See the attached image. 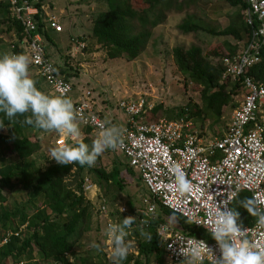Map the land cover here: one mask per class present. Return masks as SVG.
I'll use <instances>...</instances> for the list:
<instances>
[{
    "label": "trees",
    "instance_id": "obj_1",
    "mask_svg": "<svg viewBox=\"0 0 264 264\" xmlns=\"http://www.w3.org/2000/svg\"><path fill=\"white\" fill-rule=\"evenodd\" d=\"M226 1L231 6H240L243 11L246 9L244 0ZM104 2L106 9L96 15L92 21L91 36L97 45L106 50L110 60L138 59L144 54L151 40L152 30L165 22L166 13L172 9L178 13L183 11L181 4L176 6L173 4L175 0H104ZM5 5V15L9 23L6 33L14 34L17 38L14 54H26L25 46L23 45L24 48L21 46L25 41V34L21 26L10 16L6 2ZM40 5L38 4L37 7L39 8ZM36 20L38 31L42 34L45 43L48 40L45 25L37 18ZM178 30L183 34H189L196 32L197 26L187 17L178 26ZM210 34L232 37L236 41H243L246 46L251 39V28L244 21L238 28L231 27ZM236 53L237 48H231L227 44L215 47L210 54H204L196 46L189 49L175 47L172 50L175 67L196 87L201 106L188 104L186 108L180 109L178 114L167 116V119L170 121L184 119L192 123L212 120L216 123L224 118L227 108L235 110V106L231 104L237 96L242 95V87L240 82L230 86L231 80L223 78L225 73L223 60L236 56ZM58 71L61 75L65 73L62 68H58ZM247 75L255 81L264 83V48L261 52L260 64L250 69ZM39 80L42 82L40 78ZM162 113V107L152 108L146 113L148 114L146 122H158ZM24 119V116H17L10 121L0 113V120H3L4 124V127L0 128V206L7 202L4 190L12 193L21 189L22 192L28 193L35 189L36 198L33 200L35 207L30 214L26 213L25 206H21L20 209L15 208L13 212L6 209L4 214H1L0 225L4 234L0 236V243L9 234L11 236L8 237V242L0 247V264H24L25 261L35 260L36 264H60L65 256L73 253L81 235L89 230L92 205L85 199L82 191L84 178L95 173L102 182L108 184V188L120 193L130 184L125 174H129L131 169L127 166L128 170L124 172L114 165L112 170L106 173L101 168L104 153L91 167L80 166L78 163L59 165L54 161L40 168L32 159L41 150L40 140L35 135L24 137L22 132L30 130L40 133L43 130L25 124ZM2 129L7 133L2 134ZM82 134V139L69 141L68 144H76L80 141L91 144L96 138L89 128H86ZM96 166L98 167L94 168ZM74 187L76 190L73 189ZM245 198H250V195L242 192L230 205V208H235L240 213L237 223L242 228L254 225L257 219L238 205V202ZM127 216L129 215L120 214L119 221ZM167 219L175 221L179 228L176 226L174 228L189 236L209 243L216 242L205 231L194 227L158 204L155 215L145 225L149 237L140 235L139 226L142 223L140 219H137L136 224L131 227L133 234L139 240L138 252L135 256L129 254L123 264H149L152 257L157 263L163 264L165 253L157 229L161 224H168ZM24 225L28 232L27 237L22 238L19 229ZM34 253L36 258H33ZM64 264H84V262L74 260Z\"/></svg>",
    "mask_w": 264,
    "mask_h": 264
},
{
    "label": "built area",
    "instance_id": "obj_2",
    "mask_svg": "<svg viewBox=\"0 0 264 264\" xmlns=\"http://www.w3.org/2000/svg\"><path fill=\"white\" fill-rule=\"evenodd\" d=\"M4 1L10 16L25 34L26 54L32 59L31 66L36 75L49 87L53 96L66 95L71 99L73 87L48 56L42 34L38 31L37 5L49 0ZM244 2L245 23L251 28L250 42L238 56L223 60V78L230 79L233 84L240 82L244 96L238 108L232 112L223 137L204 140L201 132L192 131L191 122L184 119H160L155 123H147L145 115L148 110L142 100L123 101L119 104L127 120L123 125L126 134L122 146L116 151L125 158L130 169L139 172V178L149 193L148 198L142 199V214H129L125 208H122V212L121 208L118 210L120 214L136 216L141 222L148 223L160 204L167 211L211 235L214 213L220 204L224 205L222 210L229 209L242 192H247L264 209V83L247 75L250 69L261 62L264 48V0ZM45 22L49 30L62 32L55 16H48ZM71 43L77 50L85 48L84 43L78 39H72ZM92 95L90 91L85 92L73 106L77 121L98 135L101 126L106 123L94 110L95 100ZM69 141L75 140L58 132L55 146H63ZM175 165H179L192 182L191 193L181 195L174 189L170 169ZM94 189L89 178H85L84 193H91ZM99 210L102 215H108L104 206L99 207ZM242 229L247 230L246 238L250 243L264 248V228L255 222ZM157 235L167 260L172 264H182L185 259L183 253L186 254L194 244L203 246L202 242L215 256H219L216 242L209 243L189 236L169 224H161ZM8 237L3 239L0 247L8 242ZM203 250L205 264H212L211 254L206 248Z\"/></svg>",
    "mask_w": 264,
    "mask_h": 264
},
{
    "label": "rangeland",
    "instance_id": "obj_3",
    "mask_svg": "<svg viewBox=\"0 0 264 264\" xmlns=\"http://www.w3.org/2000/svg\"><path fill=\"white\" fill-rule=\"evenodd\" d=\"M55 2L65 8V16L70 18L72 25L68 22L61 23L63 33L51 34L52 41L60 46V50H65L68 47L69 36L77 37L85 45V48L79 50L74 59H70L73 63L72 68L75 69L72 70L73 75L71 76L73 78L69 80L73 87L71 97L80 96L86 90L90 91L93 94V99L97 100L99 105L108 112L105 123L120 126L125 124L127 116L119 108V104L123 101L138 102L142 100L148 111L152 108L162 107L161 119L164 120H168L167 116L169 115L178 114L179 110L186 108L188 104L201 106L196 87L190 83L187 77L182 76L177 71L172 57V50L175 47L189 49L196 45L204 53L210 54V51L215 47L209 42L200 43L192 35H185L178 30V26L188 15V11H184L185 7H183L182 0H175L173 4L175 6L181 4L183 11L178 13L172 9L166 13L169 14L167 32L163 34L162 42L159 44L156 35L155 40L149 41L143 56L135 61H128L126 58L108 59L106 50L97 45L95 39L91 36L93 19L106 9L104 0H55ZM5 6V1L0 0V55L14 54L16 44L12 36L14 34L6 33L9 23H7L5 15ZM70 44L75 47L73 43L70 42ZM63 57L67 58L65 55ZM80 64L84 68H80ZM29 74L42 92L52 95L47 86L40 82L31 65ZM241 93L243 95V91ZM242 95L233 100L231 105L235 106V109L242 102ZM233 110L227 108V112L220 122L214 123L212 120L191 122V130L201 132L204 140L223 137L227 132ZM147 115H145L146 120L148 119ZM77 123L80 132L83 133L86 128L78 121ZM1 133L6 134L7 131L2 129ZM31 135H35L41 144V150L32 157L36 165L41 168L47 165L48 162H54V160L48 159L50 149L56 147L55 142L58 138V132L45 130L40 133L30 130L22 132L24 137ZM93 135L97 137L96 134ZM125 161V158L116 150H108L103 154L101 168L108 173L114 165H117L121 171L125 172V170H128ZM125 176L129 179L130 184L120 193L113 188H108V184L102 182L95 173L85 177L89 178L95 187L93 192L84 193L82 185L84 197L92 205L89 230L81 235L73 253L65 256L64 261L60 264L72 262L73 260H83L84 264H113L112 242L106 236V226L119 221L120 214L118 210L120 208H125L131 214H142L144 211L142 199L149 196L147 189L139 179V172L136 169H131L129 174L126 173ZM73 189L76 190L75 187ZM4 194L7 197V202L0 206V217L1 214H4V210L8 209L13 212L15 208L20 209L21 206H25L26 213L30 214L34 211L35 189L30 190L28 193L22 192L21 189H17L12 193L4 190ZM102 206L106 208L107 216L100 213L99 207ZM167 221L172 227H178L175 221L170 219H167ZM27 232L28 229L25 225L19 229L22 238L27 237ZM3 234L4 231L0 225V236ZM127 239L132 244L129 254L137 255L139 240L133 234L132 228L128 230ZM93 244L96 247H93ZM163 256V264H172L165 255ZM24 264L36 263L25 261ZM149 264L159 263L152 257Z\"/></svg>",
    "mask_w": 264,
    "mask_h": 264
},
{
    "label": "clouds",
    "instance_id": "obj_4",
    "mask_svg": "<svg viewBox=\"0 0 264 264\" xmlns=\"http://www.w3.org/2000/svg\"><path fill=\"white\" fill-rule=\"evenodd\" d=\"M32 59L24 53L0 55V113L10 121L24 116V123L45 131H56L71 137H80L74 106L66 95H49L42 92L36 81L30 76ZM28 114V115H25ZM4 127L0 120V128ZM126 129L123 126L106 123L101 126L97 137L91 144L80 141L76 144H64L50 149L49 159L59 165L78 163L91 167L97 158L108 150H117L122 146ZM172 185L181 195L193 190L192 182L186 177L179 165L170 169ZM238 205L257 218V224L264 228V209L252 198H245ZM223 204L214 213L211 237L216 241L219 256L207 247L205 242L194 244L182 264H205L204 248L211 254L212 264H264V248L253 245L246 238V231L237 223L240 213L235 208L222 210ZM124 209H120V212ZM137 222L136 216L123 217L119 223L106 226V236L112 242L113 264H123L132 247L127 239L128 230ZM146 221L139 226L140 235L147 238ZM198 224V223H197ZM96 247L95 244L92 245Z\"/></svg>",
    "mask_w": 264,
    "mask_h": 264
},
{
    "label": "crops",
    "instance_id": "obj_5",
    "mask_svg": "<svg viewBox=\"0 0 264 264\" xmlns=\"http://www.w3.org/2000/svg\"><path fill=\"white\" fill-rule=\"evenodd\" d=\"M182 2L184 3L183 7H185L184 11H188L187 17L191 19L192 24L197 26L196 32H192L185 35H192L194 38L198 39L200 43L209 42L213 47L227 44L231 48H237L236 56H238L243 51V49L245 48L243 41L239 42L233 39L232 37H218L210 34L211 32H220L230 29L231 27L238 28L242 23H244L245 21L244 11L240 8V6L238 5L231 6L229 3H227L226 0H182ZM65 11H66L65 8L62 7L61 5H58L55 2V0H49L41 3L40 7L37 10L38 16H36V18L42 22L44 21L45 31L47 32L48 35V40L45 41L46 51L48 49L47 52L48 56L56 64L57 67H60L63 70H65L63 76L66 77L67 80L69 81L71 78H73V76H71L73 75L72 70H75L72 68L73 63L70 59H74L75 55L78 54L79 52V50H77L76 47L70 44V42L72 39H77V37L69 36L68 47L65 48V50H60V46L54 43V41H52L51 39V34L56 32L49 30L45 22L48 16H55L58 19L60 26L61 23L63 22H68V24L72 25L70 18L65 16ZM168 17L169 14L168 15L166 14L165 22L162 25H159L158 27L152 30V37L150 40L151 42L152 40H155L154 37H156V35L158 37L159 44L160 42H162L163 40L162 36L165 32H167L166 27H167ZM187 17H185L184 20ZM61 33H63V28ZM61 33H56V34H61ZM12 36L14 37V41L16 42L17 38L14 35ZM23 45L26 48L25 41L22 42L21 46ZM64 55L67 56V58H64L63 57ZM80 68H84V66L80 64ZM231 85L234 84L231 83ZM47 88L49 89L48 86ZM85 92H87V90ZM85 92L81 93L80 96H76L73 98L71 97L72 103L78 102L81 99V97L85 94ZM243 96H244V92L242 97ZM94 103H95L94 110L97 113H99L101 117L104 118V120H107L108 112L99 105L97 100H95ZM80 137H81L80 139L83 138L82 133ZM72 138L75 141L80 140L78 139L79 137H72ZM33 258H36L35 253L33 254ZM33 262H36V260Z\"/></svg>",
    "mask_w": 264,
    "mask_h": 264
}]
</instances>
